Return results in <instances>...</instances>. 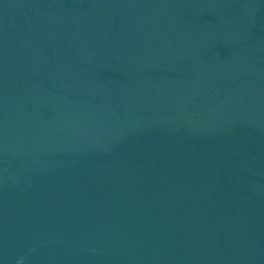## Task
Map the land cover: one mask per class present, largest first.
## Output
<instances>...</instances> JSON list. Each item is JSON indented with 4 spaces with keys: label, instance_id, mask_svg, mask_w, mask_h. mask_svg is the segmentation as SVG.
<instances>
[{
    "label": "water",
    "instance_id": "1",
    "mask_svg": "<svg viewBox=\"0 0 264 264\" xmlns=\"http://www.w3.org/2000/svg\"><path fill=\"white\" fill-rule=\"evenodd\" d=\"M0 264H264V0H0Z\"/></svg>",
    "mask_w": 264,
    "mask_h": 264
}]
</instances>
